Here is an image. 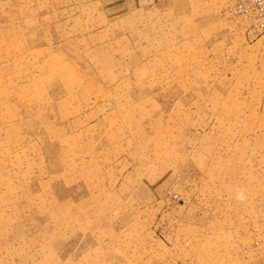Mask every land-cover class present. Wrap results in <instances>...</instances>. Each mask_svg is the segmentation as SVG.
Here are the masks:
<instances>
[{
    "label": "rangeland",
    "instance_id": "1",
    "mask_svg": "<svg viewBox=\"0 0 264 264\" xmlns=\"http://www.w3.org/2000/svg\"><path fill=\"white\" fill-rule=\"evenodd\" d=\"M230 0H0V264H264V32Z\"/></svg>",
    "mask_w": 264,
    "mask_h": 264
},
{
    "label": "built area",
    "instance_id": "2",
    "mask_svg": "<svg viewBox=\"0 0 264 264\" xmlns=\"http://www.w3.org/2000/svg\"><path fill=\"white\" fill-rule=\"evenodd\" d=\"M229 13L250 22L257 32H264V0H230Z\"/></svg>",
    "mask_w": 264,
    "mask_h": 264
},
{
    "label": "crops",
    "instance_id": "3",
    "mask_svg": "<svg viewBox=\"0 0 264 264\" xmlns=\"http://www.w3.org/2000/svg\"><path fill=\"white\" fill-rule=\"evenodd\" d=\"M144 1H148V0H144ZM149 1H151L153 4L157 5V4H159L160 2L170 1V0H149Z\"/></svg>",
    "mask_w": 264,
    "mask_h": 264
}]
</instances>
